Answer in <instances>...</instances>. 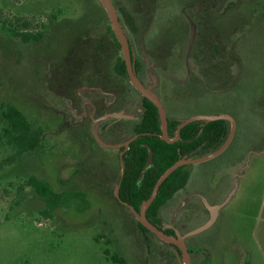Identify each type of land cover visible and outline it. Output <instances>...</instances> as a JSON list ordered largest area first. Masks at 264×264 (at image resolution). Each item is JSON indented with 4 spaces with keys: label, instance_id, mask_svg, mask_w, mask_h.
Returning a JSON list of instances; mask_svg holds the SVG:
<instances>
[{
    "label": "rangeland",
    "instance_id": "obj_1",
    "mask_svg": "<svg viewBox=\"0 0 264 264\" xmlns=\"http://www.w3.org/2000/svg\"><path fill=\"white\" fill-rule=\"evenodd\" d=\"M113 1L146 63L143 80L154 87L167 117L225 114L236 121L223 154L186 169L160 210L161 221L186 233L209 218L203 209L197 218L185 216L193 208L188 200L196 209L202 202L223 204L209 229L187 239L206 244L194 263L264 264V0H146L154 5L153 21L136 36L126 26L134 0ZM184 7L199 12L197 22ZM109 26L95 0H0V103L13 104L46 137L42 151L13 161L14 150L0 141V264H113L114 254L127 264H145L147 244L132 216L114 201L121 151L95 145L88 104L83 113L80 105L68 110L53 92L78 83L84 100L105 92L114 96L95 83L105 66L116 73L121 57L112 49ZM15 33L42 37L24 43ZM213 45L227 64L212 66L205 59L214 54ZM157 48L170 58L161 64L167 65L164 71L153 58ZM209 66L225 70L210 74ZM127 87L131 99L123 114L135 121L141 96ZM63 113L75 119L64 120ZM31 176L57 193L82 192L83 199L68 196L53 216H44V203L26 185ZM148 241L153 252L171 250L153 237ZM245 252L251 257L244 258Z\"/></svg>",
    "mask_w": 264,
    "mask_h": 264
},
{
    "label": "trees",
    "instance_id": "obj_2",
    "mask_svg": "<svg viewBox=\"0 0 264 264\" xmlns=\"http://www.w3.org/2000/svg\"><path fill=\"white\" fill-rule=\"evenodd\" d=\"M100 9L103 11L104 15H106L101 6ZM126 15L128 22L132 23L130 26L134 28L132 19L127 13ZM108 32L117 48H119L110 26L108 27ZM15 35L20 37L24 43L38 42L42 37L39 33H15ZM212 51L214 54L211 52L210 54H206L205 57L209 60V64L212 66H214L215 63L219 64V66L226 64L224 57L221 58V56H218L220 54L218 46L213 45ZM102 59L104 62L105 58L102 57ZM141 63L144 65L143 61ZM201 69L203 71L205 70L202 66ZM224 70L225 69H218L213 72L219 75L222 74ZM115 71L118 76L112 74V66H109V68L105 66V73L98 74L96 78L102 80L101 86L103 90H113L112 88H107L106 84H108L109 87L112 86L117 89L118 102H120L121 97H128V99H131L129 92L125 90L127 84L134 94L137 93L131 85H129L125 65L122 60L119 59L117 61ZM56 93L60 96L64 94V92ZM114 107L102 108L99 115L105 112L120 111V107H116L117 109ZM141 107L142 113L138 120H109L103 123L104 126H109L107 132H100V137L104 142L113 144L124 142L133 136H138L137 139L129 145V149L124 154L123 163L125 165V170L119 189L120 199L133 207L136 211L139 210L141 203L150 197L155 183L167 168L184 156L190 158L197 156L198 152L209 153L216 150L226 140L230 129L229 123L225 121H214L208 124H204L201 121L194 122L181 130L180 140L178 142L169 144L159 138L161 131L157 109L144 98H141ZM168 119V134L170 138H174L179 121L177 119H170L169 117ZM0 127V141L15 152L10 161H13L16 157H22L25 154H35L44 149V142L46 139L44 130L39 126L34 127L25 115L11 103H0ZM144 144H147L152 149L153 166L147 170L142 180L138 181L141 170L148 158V150L144 147ZM99 148L102 149L101 147ZM9 163L8 161L6 165H9ZM189 167L190 166H184L178 168L162 183L155 200L146 213V217L150 223L154 222L160 209L167 203V200L171 196L172 190L181 182L183 174ZM184 177H186V175ZM26 185L31 187L44 203L45 207L41 213L47 217L53 216L54 212L65 203L64 200L68 196L70 199H83L82 192L65 190L61 193H57L46 180H40L33 176L27 179ZM118 205L124 209L119 203ZM136 224L140 230L149 233L140 224ZM104 255L106 257L110 255L107 249L104 250ZM109 260L113 264H127L122 257L116 254L111 255Z\"/></svg>",
    "mask_w": 264,
    "mask_h": 264
},
{
    "label": "water",
    "instance_id": "obj_3",
    "mask_svg": "<svg viewBox=\"0 0 264 264\" xmlns=\"http://www.w3.org/2000/svg\"><path fill=\"white\" fill-rule=\"evenodd\" d=\"M97 1L99 2L100 6L103 8V10L107 16V19L109 21L110 28L114 34V37L120 46L122 58H123V61L125 64L126 73L128 75L130 84L141 95V97L148 100L157 109L158 118H159V127H160V131H161V135L159 136V138L162 141L169 143V144H173V143L178 142L180 140L181 130L184 127H186L187 125L194 123V122L201 121L204 124H208V123H211L214 121H225V122L229 123L230 129H229L228 136H227L226 140L216 150H214V151H212L206 155L195 156V157H190V158L184 156V157L180 158L179 160H177L174 164H172L169 168H167L162 173V175L158 178L157 182L155 183L150 197L147 200L143 201L139 207V210L136 211L133 207H131L130 205L121 201V199L119 197V189H120V185H121L124 170H125V165L123 163L124 153L128 150L130 143L133 142L135 139H137L138 136H134L122 144L106 143L100 137L99 132H98V125H97V122H101L102 120H106L109 118H112V119H132V117L120 112V113H112V114L104 115L100 119H93V124H94L93 137H94V140L100 146H102L103 148H106V149H114V150L120 149L122 147L124 148V150L119 155L120 160H121V177H120L118 184L115 188V198L119 201L120 204L126 206L129 209L130 213L134 216L135 220L143 228H145L150 233H153L154 235H156L161 241L174 245L178 249V251L176 250L175 253H176L177 257L179 258L181 264H191L190 255H189L188 249H187L186 244H185V239L190 237V236H194V235H197L199 233H202V232L206 231L207 229H209L216 220L217 210L219 208H221L223 206V204L210 206L205 202L208 210L210 211V219L204 225L198 227L195 230L188 232L187 234H185L183 236L180 235L178 232H176L175 236L166 235L163 231L159 230L158 227H156L155 225L151 224L148 221V219L146 217V213H147L148 208L151 206V204L155 200V198L158 194V190H159L160 186L162 185V183L173 172H175L178 168H181L184 166H195V165H199V164L208 162V161L215 159L216 157L220 156L229 147V145L231 144L233 137L235 135L236 121L233 117H231L229 115H225V114L209 115V116L199 115V116H193V117L185 118L182 120H178L179 125L176 128L175 137L170 138V136L168 134V121H169V119L167 117L166 111H165L158 95L154 91V87L153 86L152 87L144 86L135 74V71H134V55L132 54L128 40L125 36L124 30H123L122 25L119 21V15H118V12H117L115 6L113 5L111 0H97ZM193 33H194V30L192 29V31H191V44L194 40ZM155 83H156V80L154 79V85H155ZM144 147H146L148 150V158H147V161H146L144 167L141 170L138 181H141L142 178L144 177L145 173L147 172V170L153 166L152 149L147 144H144Z\"/></svg>",
    "mask_w": 264,
    "mask_h": 264
},
{
    "label": "flooded vegetation",
    "instance_id": "obj_4",
    "mask_svg": "<svg viewBox=\"0 0 264 264\" xmlns=\"http://www.w3.org/2000/svg\"><path fill=\"white\" fill-rule=\"evenodd\" d=\"M96 2H97V0H95ZM112 1V3H113V5L115 6V8H116V10H117V12H118V9H117V7H116V5H115V2L113 1V0H111ZM144 1H146V0H134V3L132 4V10H133V12H132V14H129V17L132 19V22H133V26H134V28L133 27H131L130 26V24H132V23H130V22H128L127 24H126V26H128L129 28H130V30L131 31H133V34L136 36L137 34H138V32L140 31V29H142L143 28V24L145 23V24H147V25H145V27H148L149 25H150V23L153 21V18H152V13H153V10H154V5L152 4L151 6H147L146 4H144ZM98 3V2H97ZM99 4V3H98ZM194 6H196V4L194 5ZM150 8H152V10L150 9ZM144 11V12H143ZM187 11H190L189 13H191V18H192V20H194L195 22H197V20H198V16H199V12L198 11H196L195 13H196V15H194L193 14V10L192 9H187V7H184V14H186L187 13ZM148 13H150V16H147L148 15ZM118 15H119V12H118ZM123 16H124V13H123ZM146 18V19H145ZM197 18V19H196ZM119 21H120V23H122L121 22V20H120V15H119ZM142 27V28H141ZM145 27H144V29H145ZM122 28H123V30H124V33H125V36H126V38H127V40H128V43H129V46H130V48H131V51H132V54L134 55V71H135V74H136V76L138 77V79L142 82V84L144 85V86H146L147 87V85H146V83H145V81L143 80V75L146 73V71H145V67H146V63H145V61H144V59H142L141 57H140V55L138 54V52H137V50H136V48H135V45L133 44V42H132V38H131V35L129 36L127 33H126V31H125V29H124V27L122 26ZM148 29V28H147ZM112 31V30H111ZM113 33V32H112ZM114 35V34H113ZM133 36V35H132ZM117 41V40H116ZM118 43V42H117ZM119 45V44H118ZM113 48V51L116 53L118 50H119V52L121 53V50H120V46H119V48H117V46H116V44L114 43V41H113V46H112ZM156 48V47H155ZM196 58H198L199 56L196 54V56H195ZM154 60L156 61V62H158L156 65H159L158 67H159V69H161L162 71H164V70H166V67H167V65H161V64H167L168 63V61H169V57H168V54H166L162 49L161 50H159L158 51V48H157V52L156 53H154ZM206 59V58H205ZM115 60H116V58H115ZM120 60H122L123 61V58H122V54H121V57H120ZM167 60V61H166ZM117 61L118 60H116L115 62H116V64H117ZM143 61V63H144V65L141 63ZM227 61H229L228 60V57H227ZM227 61H226V64H227ZM123 63H124V61H123ZM125 65V64H124ZM156 67V66H155ZM154 67V68H155ZM153 68V67H152ZM126 69V68H125ZM208 69H210V66L208 67ZM212 69H210V71H211ZM213 72V71H212ZM112 74H114L115 76H118L117 75V73H115L114 71H112ZM210 74H212V73H210ZM78 76H77V78H80V75L79 74H77ZM126 75H127V73H126ZM127 78H128V75H127ZM48 81V80H47ZM128 82H129V78H128ZM76 83V82H75ZM95 83H97V85L99 86V88L100 89H102V86H101V84H102V80H99V79H97V81L95 82ZM103 83H104V81H103ZM105 83H107V82H105ZM77 84L78 83H76V84H74L73 83V86H70V87H68L67 89H65V91H64V94L62 95V99L60 98V100H62L63 102H64V105L65 104H69V106H68V110H70L71 109V107H73V106H76V108L77 107H79V105H80V109L82 110V113L83 112H85V106L88 104L89 106H90V108H91V113H90V120L91 121H93V119H100L101 117H103L104 115H108V114H112V113H120V112H124L125 111V106L126 105H124V104H127V103H129L128 102V97H121V100H120V102H118V94H117V89L116 88H114V87H109L108 86V84H106L107 85V88H112L113 90L112 91H114L115 92V94H114V96L113 97H110L111 95H113L112 93H109V92H105V93H102V94H105L104 96L105 97H100V98H98L97 100H92V101H89V100H84V99H82V97L80 96V94L79 93H77L76 92V88L75 87H77ZM129 85H131L130 84V82H129ZM116 86V85H115ZM131 87L133 88V86L131 85ZM48 88V87H47ZM134 89V88H133ZM50 90V89H49ZM135 90V89H134ZM111 90H110V92H112ZM136 91V90H135ZM53 92L54 93H56L54 90H53ZM70 92V93H69ZM102 92V91H101ZM65 93H67V94H65ZM72 93H74V94H72ZM136 95H140L137 91H136ZM141 96V95H140ZM108 98H110V99H108ZM141 98H143V97H141ZM122 104V105H124V107L122 106V108L120 107V111L119 112H116V111H114V112H105L104 114H100L99 115V113H100V111L102 110V108H108V107H110V108H113L114 106V108L115 109H117L116 107H119V104ZM71 106V107H70ZM142 108V107H141ZM75 114H73L72 116L70 115V114H66V113H63V119L65 120H69V121H73L72 119H75ZM129 116V115H128ZM132 119H133V117H132ZM138 119H139V117H138ZM109 120H118V119H112V118H109V119H106V120H102L101 122H100V124H99V128H98V132H99V135H100V132H107V130L109 129V126L107 125V126H104V122H106V121H109ZM120 120V119H119ZM125 120H130V119H125ZM77 124V123H76ZM79 125V124H78ZM112 132H114V131H112ZM134 137V136H133ZM130 139V138H129ZM128 139V140H129ZM127 141V140H126ZM126 141H124V142H126ZM93 142L95 143V145H97V146H100L95 140H94V137H93ZM92 142V143H93ZM124 142H121V143H117V144H122V143H124ZM132 143V142H131ZM130 143V144H131ZM113 144V143H112ZM94 145V144H93ZM100 147H102V146H100ZM103 148V147H102ZM106 149V148H105ZM129 149V148H128ZM111 150H113V149H111ZM118 150H120L121 152L124 150V148L122 147V148H120V149H118ZM227 150V149H226ZM225 150V151H226ZM224 151V152H225ZM127 152V151H126ZM125 152V153H126ZM223 152V153H224ZM124 153V154H125ZM210 153V152H209ZM222 153V154H223ZM206 154H208V153H206V152H203V153H197V155H206ZM217 158V157H216ZM213 160V159H212ZM211 161V160H210ZM114 201L115 202H118L119 203V201L117 200V199H114ZM122 201V200H121ZM189 202H192V205H193V208H191L190 209V211L189 212H187V214L185 215V216H189V218H197V217H199L200 215H201V210L203 209L207 214H208V216H209V218L206 220V221H204V222H202L201 224H200V226H202V225H204L209 219H210V211L208 210V208H207V206H206V204H205V202L203 203H200L201 205H199V208H197L196 209V207H195V205H197V204H193V201L192 200H188ZM123 202V201H122ZM125 203V202H124ZM120 204V203H119ZM120 205H122V204H120ZM166 205V204H165ZM165 205L163 206V207H165ZM184 205V204H183ZM209 205V204H208ZM215 205H217V204H215V203H213L212 205H210V206H215ZM218 205H221V204H218ZM123 207H124V209H126L127 210V212L130 214V216H132V218L135 220V218H134V216L130 213V211H129V209L126 207V206H124V205H122ZM191 206V205H190ZM162 207V208H163ZM161 208V209H162ZM222 208V207H221ZM221 208H219L218 210H217V213H216V220H217V218H218V216H219V214H220V210H221ZM160 209V210H161ZM159 213H160V211H159ZM178 214V213H177ZM215 220V221H216ZM136 223H138L136 220H135V224ZM139 224V223H138ZM151 224H153V225H155L156 227H158V229L159 230H161V231H163L166 235H168V236H175V234H176V232H178L180 235H185V234H187L188 232H190V231H192V230H195V229H197L198 227H200V226H198L197 228H195V229H192V230H189V231H187L186 233H182V226L181 225H177V224H174V223H172V222H169V223H165V222H162L161 221V217L159 216V214H158V216L157 217H155V219H154V222L153 223H151ZM214 224V223H213ZM212 224V225H213ZM136 226H137V224H136ZM137 228H138V226H137ZM139 229V228H138ZM139 231V233H141L142 234V238H143V242L144 243H146L147 244V255L145 256V258H144V263L145 264H156V260H157V264H181V262H180V260H179V258L177 257V255H176V250L178 251V249L174 246V245H172V244H169V243H165V242H163V241H161L156 235H154L153 233H150L149 231H147V232H149V233H146V232H144V231H142V230H138ZM194 236H196V235H194ZM194 236H190V237H188V238H186L185 239V244H186V247H187V249H188V252H189V255H190V261H191V264H195L194 263V258H195V254H198V253H200L201 251H203L204 249H206V244H190V243H188L187 242V239H189V238H193ZM149 237H153V238H155L158 242H159V244H160V246H167V247H169L171 250H167V252L168 253H165V250H164V248L163 247H160V253H159V251L158 252H153L152 251V248H151V244L149 243ZM206 251H207V249H206ZM166 254L167 255H169L170 256V258L169 257H166ZM210 255V254H209ZM244 258H248V257H251L250 255V253H248V252H245L244 254ZM204 261V260H203ZM203 261H201V262H198V263H196V264H201ZM210 261H211V259H210ZM245 264H247L246 262H244ZM208 264H211L210 262L208 263Z\"/></svg>",
    "mask_w": 264,
    "mask_h": 264
}]
</instances>
